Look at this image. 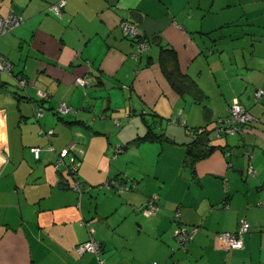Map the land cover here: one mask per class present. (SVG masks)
Here are the masks:
<instances>
[{
	"label": "crops",
	"instance_id": "0c3cea01",
	"mask_svg": "<svg viewBox=\"0 0 264 264\" xmlns=\"http://www.w3.org/2000/svg\"><path fill=\"white\" fill-rule=\"evenodd\" d=\"M57 1L0 0V16L23 17L0 43L12 63L0 72V264H264V94L255 98L264 89V0H64L60 15L50 9ZM123 19L150 41L138 60ZM162 48L174 50L198 97L174 89ZM234 98L254 120L216 136ZM59 100L72 110L56 113ZM195 127L213 148L190 165ZM75 177L80 192L68 187ZM117 177L128 191L100 187ZM152 193L159 211L147 217L140 207ZM175 209L199 225L186 249L173 234ZM242 220L249 230L236 246L219 238ZM84 221L100 257L75 253L90 237Z\"/></svg>",
	"mask_w": 264,
	"mask_h": 264
},
{
	"label": "built area",
	"instance_id": "2783aa9c",
	"mask_svg": "<svg viewBox=\"0 0 264 264\" xmlns=\"http://www.w3.org/2000/svg\"><path fill=\"white\" fill-rule=\"evenodd\" d=\"M64 0H59L55 3H52L50 5V9L53 10L56 14H61V11L64 6ZM23 22V17L21 15H18L14 12H10L6 16H0V43L2 36L15 29L16 27L20 26ZM119 26L121 30L131 39H133L135 50L131 54L132 59L138 60L141 54L146 51L150 45V42L147 38L144 37L143 33L141 32L140 28L138 27V24H136L134 21L123 19L120 21ZM6 71L8 73H11L12 71V63L9 61L4 54L0 52V72ZM15 79L17 81V84L19 87L24 88L27 84L26 78H24L22 75H15ZM76 82L82 86L88 84L86 78L84 75L76 77ZM264 94V89H259L255 93V98L258 99L261 97V95ZM39 96L41 98H44L47 100L49 98V94L47 91H40ZM72 109L71 107L63 100H59L57 103L56 111L59 114H66L70 112ZM43 107L38 106L34 110V116L36 118H39L43 115ZM254 120V117L252 114L241 104L237 99H232L229 105V112L228 114L219 119V127L214 130V134L216 136L219 135V131L223 130L226 133H242L244 127L252 122ZM188 133L193 132L188 128ZM41 134L50 135L52 134V130L49 129L47 131L40 130ZM50 148V147H49ZM122 150L121 145H115L114 151H113V158H116L117 154ZM230 152L228 151L227 154ZM248 157L250 158L252 156V151L247 150L246 151ZM33 154L35 158H38L39 156V148L34 147L33 148ZM68 155L67 149H62L59 152V158L57 159L54 167L58 169V167L64 163L63 158ZM77 162L74 158V156L69 155V160L67 162L68 170L70 169L72 173L76 171V165ZM248 171H252V166H249ZM71 187L77 191H81L80 182L75 177L74 180L71 182ZM102 187L106 189H114L118 192H122L125 189H127V185L124 181V179L120 178H111L107 179L102 183ZM158 198L157 193H152L151 196L147 199L145 204L141 207V212L143 215L150 217L153 216L157 211V205L155 203L156 199ZM264 203V201H262ZM180 213L179 210H177L174 214L173 221L175 223V227L173 229V234L178 242V244L185 248L187 246V243L194 237L196 232L199 229V225H192V226H186L183 224H179L177 222V218L179 217ZM176 219V220H174ZM90 233V237L78 243L75 246V253L77 255H81L84 252H92L95 254H99L100 252V244L97 240H95L92 236L94 232V228L91 226L87 227ZM249 229V223L245 220H242L236 227L235 230H224L219 233V238L225 242L228 243L231 247H234L238 244L239 236L242 233L247 232ZM99 261L101 262V259L99 258ZM152 264H159L158 262L154 261Z\"/></svg>",
	"mask_w": 264,
	"mask_h": 264
},
{
	"label": "trees",
	"instance_id": "16d2710c",
	"mask_svg": "<svg viewBox=\"0 0 264 264\" xmlns=\"http://www.w3.org/2000/svg\"><path fill=\"white\" fill-rule=\"evenodd\" d=\"M144 37L147 38L145 35H144ZM160 64L162 66V70H163L164 74L166 75V77L168 78V80L170 81V83L172 84V86L174 87V89L176 91H178L179 93L189 92V93H192L195 97H198L200 95V90L195 85V83L190 78H188L185 74H182L179 72L178 67H177V60L175 57V53H174V50L172 48H162L161 49ZM40 100H45V99L41 98ZM56 113H57V111H56ZM199 129L200 128H198V127L190 129L191 131H193V134H194V138L186 145V153H187L188 162L190 163V165H192L197 159L207 156L209 154V152L211 151V149L213 148V146L210 144L209 132H207L205 130L198 131ZM138 139H142V138L139 137ZM135 141H137V140H135ZM247 150L251 151L250 148H247L246 151ZM69 172L72 174V177H73L76 171L74 173H72V171L69 169ZM120 179H123V178H120ZM124 181H125V179H124ZM125 183H126V181H125ZM70 184H71V182L69 183L68 187L70 189H73ZM100 187L103 189H106V188L102 187V183L100 184ZM73 190H75V189H73ZM112 190H114V189H112ZM128 190H129V186H127V189H125L122 192H125ZM114 191H116V190H114ZM78 192H80V191H78ZM116 192H118V191H116ZM118 193H121V192H118ZM147 199L144 201V203L141 205V207L145 204ZM158 200H159V194H158V198L155 201V203L157 205L156 213L159 211ZM141 207H140V211H141ZM177 210L178 209H175V211L173 212L172 218H174V214ZM179 218H180V215L177 218V222L179 224L180 223L183 224L182 222H180ZM174 220H176V219H174ZM83 224L86 227L91 226L89 223H86V221H84ZM183 225H185V224H183ZM193 225H197V224H193ZM186 226H188V225H186ZM190 226H192V225H190ZM100 246H101V244H100ZM179 247L182 248L180 245H179ZM182 249H186V247L182 248ZM100 251H101V248H100ZM99 254H100V252H99ZM99 254H96V255H98V257H100ZM77 256H79V255H77Z\"/></svg>",
	"mask_w": 264,
	"mask_h": 264
},
{
	"label": "water",
	"instance_id": "95a60500",
	"mask_svg": "<svg viewBox=\"0 0 264 264\" xmlns=\"http://www.w3.org/2000/svg\"><path fill=\"white\" fill-rule=\"evenodd\" d=\"M136 15H140V13L135 12L134 14H132V17L135 19Z\"/></svg>",
	"mask_w": 264,
	"mask_h": 264
},
{
	"label": "rangeland",
	"instance_id": "374dc122",
	"mask_svg": "<svg viewBox=\"0 0 264 264\" xmlns=\"http://www.w3.org/2000/svg\"><path fill=\"white\" fill-rule=\"evenodd\" d=\"M121 148H122V146H121Z\"/></svg>",
	"mask_w": 264,
	"mask_h": 264
}]
</instances>
